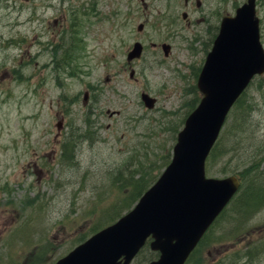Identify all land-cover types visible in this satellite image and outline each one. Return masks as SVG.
Wrapping results in <instances>:
<instances>
[{
    "label": "rangeland",
    "instance_id": "obj_1",
    "mask_svg": "<svg viewBox=\"0 0 264 264\" xmlns=\"http://www.w3.org/2000/svg\"><path fill=\"white\" fill-rule=\"evenodd\" d=\"M195 1L187 8L185 0H0V264H54L97 222H109L104 211L117 195L111 180L119 170L130 179L150 166L154 181L160 176L200 98L196 80L218 24L246 0H200L201 9ZM68 9L77 16L69 19ZM256 12L264 50V0ZM135 42L145 52L127 64ZM162 43L172 45L168 57ZM260 83L246 91L244 120L241 110L230 112L219 149L229 139L233 152L215 160L207 177L240 171L242 154L263 145L264 76ZM143 92L156 100L153 109L141 102ZM75 133L92 140L64 143ZM61 150L74 160L61 161ZM233 226L229 216L219 221L190 264H264V206L242 230L236 224V238Z\"/></svg>",
    "mask_w": 264,
    "mask_h": 264
},
{
    "label": "water",
    "instance_id": "obj_2",
    "mask_svg": "<svg viewBox=\"0 0 264 264\" xmlns=\"http://www.w3.org/2000/svg\"><path fill=\"white\" fill-rule=\"evenodd\" d=\"M141 53L136 43L127 62ZM262 74L255 0H247L235 16L221 21L197 80L202 98L177 135L170 164L129 213L56 264H130L149 237L151 250L160 253L150 264H184L239 188L234 176L206 178L205 161L229 110L253 77ZM141 100L149 109L155 104L147 94Z\"/></svg>",
    "mask_w": 264,
    "mask_h": 264
},
{
    "label": "trees",
    "instance_id": "obj_3",
    "mask_svg": "<svg viewBox=\"0 0 264 264\" xmlns=\"http://www.w3.org/2000/svg\"><path fill=\"white\" fill-rule=\"evenodd\" d=\"M262 83V78L258 79ZM260 83V86H261ZM247 93L246 91L241 95V97L237 100L235 103L232 111L241 110L242 120L245 119V117L248 115L249 110L245 108V101H246ZM199 101V99H198ZM198 103V102H197ZM228 120V119H227ZM226 120V121H227ZM226 123V122H225ZM242 123L239 122L235 126L236 133L239 134V132L242 130ZM248 129V126L246 124V131ZM223 132V131H222ZM234 134V135H235ZM229 137V127L221 133L217 143L215 144L214 148L212 149L209 158L207 160V167L209 168L215 160H217L220 156H223V158H226L229 156V153L231 154L233 152V149L229 150V139L227 143L225 142L223 144L224 147L219 149V144L223 140L224 136ZM88 135L85 133V135H80L76 137V133L73 135L72 143L73 147H76V143L79 139L83 140H92L87 138ZM257 149L253 150L251 154L247 156L241 157L242 165H244L243 168H241L240 171H234V173H238V177L241 180V189L238 194V200L234 199V201H237L233 212H229L230 214L227 215V212L229 211V208H227L223 214L219 217V219L216 221L214 226L221 221L224 217L229 216V221L231 218H233L234 226L231 230V233H229V237L236 238L237 234V226L242 227L246 224L248 219L252 216V213L259 209V207L264 206V166L262 167V159L260 156L263 155L264 157V143L263 145H259L255 147ZM234 155H231L228 159L229 162L231 159H233ZM167 160L164 164V167L169 163L171 155L166 157ZM74 160L72 156V161ZM250 161V162H249ZM153 167L147 166V167H137L135 170V174L130 176V179L126 178V176H123L122 171H118L117 177H113L111 180V187L115 190H117V195L114 199V203L104 211V218L107 217L106 220H108V223H111L115 221L124 211L129 210L141 197V195L151 186V184L154 182V178L151 176V171ZM163 169V168H160ZM233 201V202H234ZM233 205V204H232ZM117 207L116 211L112 214V210ZM100 224V223H99ZM99 224H97L96 227L91 228V233H95L96 230L99 228ZM210 231L206 234L204 239L201 241L200 245H202L207 239L210 234ZM239 231V230H238ZM197 253L194 251L192 256L190 257L187 264H190L192 259ZM158 254L153 253L150 251L148 245H146L138 254L136 257L134 264H146L154 259H156Z\"/></svg>",
    "mask_w": 264,
    "mask_h": 264
},
{
    "label": "flooded vegetation",
    "instance_id": "obj_4",
    "mask_svg": "<svg viewBox=\"0 0 264 264\" xmlns=\"http://www.w3.org/2000/svg\"><path fill=\"white\" fill-rule=\"evenodd\" d=\"M28 1V0H27ZM71 1H73V0H70V2ZM191 1L192 0H185V2H184V6L185 7H190L191 6ZM195 5H196V7L197 8H199V9H201V1L200 0H196L195 1ZM68 8H73V6L71 5V4H68ZM69 10V9H68ZM65 12V14H68L69 15V19H73L75 16H77L76 14H75V11L74 10H69V12L70 13H68V11H64ZM187 13V12H186ZM188 14V13H187ZM188 16V15H187ZM161 46H162V44H161ZM158 48V46L157 45H154L153 46V49L154 50H156ZM6 73V72H5ZM8 74V73H7ZM62 118L60 119V123H59V126H60V129H61V127H62ZM60 133H61V130L59 131V135H60ZM57 136V135H56Z\"/></svg>",
    "mask_w": 264,
    "mask_h": 264
}]
</instances>
